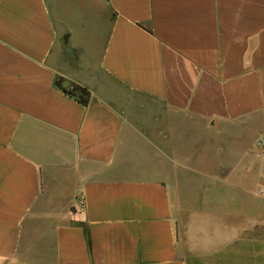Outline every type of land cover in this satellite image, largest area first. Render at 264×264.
<instances>
[{
    "label": "crops",
    "instance_id": "0c3cea01",
    "mask_svg": "<svg viewBox=\"0 0 264 264\" xmlns=\"http://www.w3.org/2000/svg\"><path fill=\"white\" fill-rule=\"evenodd\" d=\"M94 3L83 62L54 1L0 0V264H264V0Z\"/></svg>",
    "mask_w": 264,
    "mask_h": 264
},
{
    "label": "rangeland",
    "instance_id": "374dc122",
    "mask_svg": "<svg viewBox=\"0 0 264 264\" xmlns=\"http://www.w3.org/2000/svg\"><path fill=\"white\" fill-rule=\"evenodd\" d=\"M53 1L54 6L56 5V9L58 8L59 17H61L63 22L62 26L59 25V28L73 35L71 44L81 50V60L83 62L89 59L95 60L101 48L105 32L101 10L97 8L95 3L85 5L84 8L83 0H48L51 8ZM84 13H86V16ZM61 42H63V37H61ZM67 47L68 46L64 49L65 55L69 61L74 60L77 55L73 51L72 54H69L71 50ZM68 91L73 92L72 94L78 99H84L85 97V93L81 89L76 90L73 88ZM127 96L138 100L143 106L151 107L154 112H161L158 104L136 96L128 94ZM162 124H164V122H162ZM172 129L174 133L183 135L181 137L183 146L188 147L190 152H199L202 149H209L214 144L212 138L205 134L200 127H196L195 123L173 122ZM234 141L241 147H244L248 143V137H241L239 140H230L229 138L220 139L221 144L225 147L229 146V143H233ZM205 157L207 161L212 160L211 154H206Z\"/></svg>",
    "mask_w": 264,
    "mask_h": 264
},
{
    "label": "trees",
    "instance_id": "16d2710c",
    "mask_svg": "<svg viewBox=\"0 0 264 264\" xmlns=\"http://www.w3.org/2000/svg\"><path fill=\"white\" fill-rule=\"evenodd\" d=\"M65 93H67L69 96H74L72 93L73 92H71V91H64ZM84 93H85V97H84V99H78V101L80 102V103H82V104H86V102H87V93L85 92V91H83ZM83 94V93H82Z\"/></svg>",
    "mask_w": 264,
    "mask_h": 264
},
{
    "label": "water",
    "instance_id": "95a60500",
    "mask_svg": "<svg viewBox=\"0 0 264 264\" xmlns=\"http://www.w3.org/2000/svg\"><path fill=\"white\" fill-rule=\"evenodd\" d=\"M69 54H71V52H69Z\"/></svg>",
    "mask_w": 264,
    "mask_h": 264
}]
</instances>
